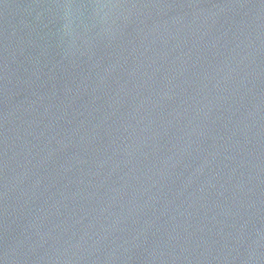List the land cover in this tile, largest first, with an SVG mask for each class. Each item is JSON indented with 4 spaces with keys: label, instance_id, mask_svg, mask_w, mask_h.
<instances>
[{
    "label": "water",
    "instance_id": "1",
    "mask_svg": "<svg viewBox=\"0 0 264 264\" xmlns=\"http://www.w3.org/2000/svg\"><path fill=\"white\" fill-rule=\"evenodd\" d=\"M0 264H264V0H0Z\"/></svg>",
    "mask_w": 264,
    "mask_h": 264
}]
</instances>
